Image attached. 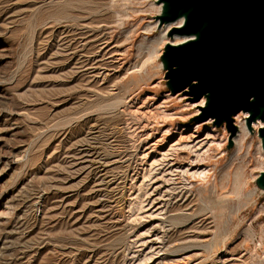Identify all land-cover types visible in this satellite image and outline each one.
<instances>
[{"label": "rangeland", "instance_id": "374dc122", "mask_svg": "<svg viewBox=\"0 0 264 264\" xmlns=\"http://www.w3.org/2000/svg\"><path fill=\"white\" fill-rule=\"evenodd\" d=\"M154 6L0 0V264H264L259 125L168 93Z\"/></svg>", "mask_w": 264, "mask_h": 264}, {"label": "water", "instance_id": "95a60500", "mask_svg": "<svg viewBox=\"0 0 264 264\" xmlns=\"http://www.w3.org/2000/svg\"><path fill=\"white\" fill-rule=\"evenodd\" d=\"M158 26L175 24L168 37L185 40L167 43L159 56L164 85L172 96L201 100L194 121L210 119L224 125L232 147L237 126L234 117L247 114L245 126L256 134L264 152V0H155ZM264 193V168L254 180Z\"/></svg>", "mask_w": 264, "mask_h": 264}, {"label": "bare ground", "instance_id": "6f19581e", "mask_svg": "<svg viewBox=\"0 0 264 264\" xmlns=\"http://www.w3.org/2000/svg\"><path fill=\"white\" fill-rule=\"evenodd\" d=\"M159 9H160V6H154V7H152V11L153 12H157V11H159ZM181 23V21H179V22H177V23H175V24H177V25H179ZM91 24V23H90ZM175 24H168V25H165V26H163V29L161 30V33H160V35H159V39H160V41L162 42V43H164V44H167V43H170V44H179V43H181V42H183L184 40H185V38H183V37H178V36H176V35H173L172 37H168V33L170 32V30L172 29V28H174V27H176L175 26ZM155 26H156V23H155ZM60 27V26H59ZM105 27V26H104ZM91 28V27H90ZM101 28V27H100ZM58 29V28H57ZM102 29V28H101ZM83 30V29H82ZM99 30V29H98ZM93 31V30H92ZM61 33V32H60ZM83 33V32H82ZM81 34V33H80ZM84 34V33H83ZM91 35V34H90ZM105 35V34H104ZM90 38H91V36H90ZM103 39H104V36L102 37ZM102 38H100L101 40H103ZM83 39V38H82ZM85 39H86V37H85ZM110 39V38H109ZM80 40V39H79ZM114 40V39H113ZM91 41V40H90ZM153 41V40H152ZM75 42V41H74ZM97 42H99V41H97ZM104 43V42H103ZM88 44V43H87ZM90 44V43H89ZM107 44V43H106ZM80 45V44H79ZM78 46V45H77ZM83 46V45H82ZM82 46H81V49H82ZM95 46V45H94ZM104 46H106V45H104ZM97 47V46H96ZM95 47V48H96ZM103 47V46H102ZM107 47V46H106ZM105 47V48H106ZM109 47V46H108ZM108 47H107V49H108ZM115 47V46H114ZM94 48V47H93ZM105 48H103V49H100V51L99 52H102V51H104V49ZM84 49V48H83ZM82 49V50H83ZM99 49V48H98ZM106 49V50H107ZM78 50V49H77ZM84 50H86V49H84ZM105 50V51H106ZM110 50V49H109ZM108 50V51H109ZM115 50V49H114ZM95 51V50H94ZM79 52V51H78ZM84 52V51H83ZM107 52V51H106ZM90 53V52H89ZM148 53H149V56L150 57H152V58H157L159 55H160V53H157V51H156V48L154 47V46H151L150 47V49H149V51H148ZM110 54V53H109ZM96 55V54H95ZM99 55V54H98ZM105 55H106V53H105ZM112 55V54H111ZM103 56V55H102ZM116 56V55H115ZM83 57V56H82ZM85 57V56H84ZM94 57V56H93ZM95 58V57H94ZM97 58V57H96ZM78 59V58H77ZM105 59V58H104ZM79 60V59H78ZM114 60H117V59H114ZM119 61V60H118ZM76 62H77V60H76ZM81 62V61H80ZM101 62V61H100ZM79 63V62H78ZM84 63V62H83ZM87 63V62H86ZM114 63V62H113ZM123 63V62H122ZM82 63H80V65H81ZM107 64V63H106ZM116 64V63H115ZM82 65H84V64H82ZM108 65V64H107ZM85 66V65H84ZM83 66V67H84ZM78 68V67H77ZM80 69V68H79ZM90 69V68H89ZM88 69V70H89ZM95 69H97V68H95ZM118 69V68H117ZM99 70V69H98ZM107 70V69H106ZM121 70V69H120ZM76 71V70H75ZM104 71V70H103ZM103 71H101V72H103ZM87 72V71H86ZM93 72V71H92ZM118 72V71H117ZM75 73V72H74ZM78 73V72H77ZM85 73V72H84ZM106 73V72H105ZM116 73V72H115ZM81 74V73H80ZM110 74H111V71H110ZM102 75V74H101ZM109 75V74H108ZM76 76V75H75ZM106 74H104V77L106 78ZM81 77V76H80ZM79 77V78H80ZM83 77V76H82ZM113 77V76H112ZM111 77V78H112ZM103 80V79H102ZM105 80V79H104ZM106 81H107V79H106ZM109 81V80H108ZM107 81V82H108ZM201 105H202V102H201ZM242 113H239L235 118H234V121H235V125L237 126V128H238V133H237V135H236V137L234 138V142L236 143V144H239V143H243L244 141H245V138H246V136H247V132H246V128H245V125H244V121H243V118H242ZM245 116V115H244ZM246 117V116H245ZM259 126H261V124L260 123H257ZM257 126V125H256ZM226 140V137L224 138V139H222V140H220L219 142H218V146L219 147H217V148H221V145H222V143L224 142ZM217 146V145H216ZM206 153V152H205ZM201 175H203L202 173H201ZM200 175V176H201ZM199 176V177H200ZM206 180V179H205ZM237 190H238V185H237V182H236V186L233 188V192H237ZM172 244V243H171Z\"/></svg>", "mask_w": 264, "mask_h": 264}]
</instances>
